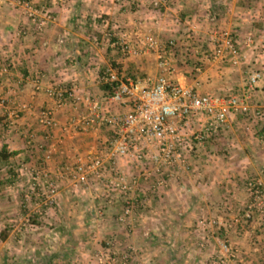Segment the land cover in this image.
Instances as JSON below:
<instances>
[{
    "label": "crops",
    "instance_id": "obj_1",
    "mask_svg": "<svg viewBox=\"0 0 264 264\" xmlns=\"http://www.w3.org/2000/svg\"><path fill=\"white\" fill-rule=\"evenodd\" d=\"M19 1L0 0V151L14 154L0 170V180L11 182L0 186V264H98L95 255L108 241L118 256L132 254L131 264H219L226 239L238 253L226 264H264V218L257 214L229 232L214 227L202 233L198 228L202 216L220 224L241 220L250 201L247 180L257 177L264 183V119L235 116L204 146L195 145L187 168L164 177V187L153 190L164 173L142 181L133 194L143 209L126 224L117 221L124 207L119 192L103 186L75 191L60 177L65 166L106 149L110 129L96 118L90 102L100 104L103 116L130 111L126 103L107 102L100 77L112 69L153 84L163 74L158 54L127 58L111 39L99 35L104 28L128 34L150 28L164 47L174 40L167 59L175 71L169 77L202 96L243 95L248 74L260 72L251 105L264 111V0H167L157 10L149 0H136V5L125 0H32L36 11L44 10L37 18H53L42 31ZM216 30L232 33L245 55L239 66L231 64L228 52L211 61ZM188 31L194 33L193 43ZM51 88L72 90L77 110L57 107L47 95ZM48 109L55 113L56 128L39 122ZM81 118L94 121L90 129L78 128ZM208 127L210 121L201 117L185 133ZM118 166L129 178L138 174L139 166L126 158ZM43 167L58 186L57 206L40 221L37 232L2 233V224L37 208L38 199L28 201L25 194L32 173ZM203 235L209 241L202 247Z\"/></svg>",
    "mask_w": 264,
    "mask_h": 264
},
{
    "label": "built area",
    "instance_id": "obj_2",
    "mask_svg": "<svg viewBox=\"0 0 264 264\" xmlns=\"http://www.w3.org/2000/svg\"><path fill=\"white\" fill-rule=\"evenodd\" d=\"M125 1L136 5V0ZM149 4L157 10L166 5L167 0H149ZM19 5L28 12L30 21L32 20L37 25L38 31H42L48 21L53 19L50 14H44L41 19L37 18L36 15L43 13L44 10H37V13L32 7V0H20ZM142 28L144 29L141 31ZM212 37L216 48L211 61L220 60L224 57V53L228 52L233 66H239L242 63L245 55L236 47L231 32L216 30ZM187 38L188 42L193 43L194 33L188 31ZM115 39L116 42L112 45L127 58L150 53L158 54V66L163 74L155 83L149 84L151 81L144 83L134 80L112 69L106 71L100 77V81L108 85L111 90L107 102L119 105L126 103L130 105V111L125 115L103 116L100 113V104L90 102L96 118L110 129L111 136L106 142V149L101 155L65 166L60 177L66 178L75 191L103 186L119 192L125 199L123 211L117 217V221L120 224H126L138 209V199L132 195L142 181L147 182L153 176L164 173L165 176L156 182L153 190L164 187L166 185L164 177H171L175 171L187 168L188 155L193 152L194 146H204L210 136L217 134L219 128L235 116L243 115L252 117L254 120L264 119V112L259 107L251 105L253 92L262 74L258 71L248 74L243 95L202 96L194 88L182 87L171 81L169 76L175 69L171 67L167 56L169 55L168 50L176 45L174 40H169L164 47L163 42L150 28L146 27H141L133 34L121 33ZM248 43L249 46L252 45L251 40ZM201 71L202 68L199 66L197 72ZM47 95L56 101L57 107L71 106L74 110L78 108V100L72 90L51 88L47 90ZM201 117H206L211 127L190 135L186 134L185 130L190 128L192 121L199 120ZM39 122L45 128L51 129L58 126L55 113L50 109L41 112ZM93 123L94 121L89 118H81L78 128L88 130ZM125 158L137 167L139 166L137 175L129 178L120 172L118 164ZM29 182L25 199L32 201V197H36L39 203L33 212L21 217L19 222L14 221L15 224H12L11 228L16 232L37 229L33 223L34 218L42 219L45 212L54 207L58 196V186L45 167L35 170ZM245 188L250 201L241 220L238 218L233 223L220 224L202 216L198 223L200 232H206L208 228L214 227L229 232L241 222L248 223L254 214L264 218L263 181L258 178L249 179ZM208 241L209 237L203 235L202 247ZM113 245L112 241H108L106 246L95 255L96 262L98 264H131L132 254L118 256L113 251ZM130 252H133V249ZM237 254L230 242L227 239L223 240L218 262L226 264L231 259H237ZM238 264H244V262L239 260Z\"/></svg>",
    "mask_w": 264,
    "mask_h": 264
},
{
    "label": "rangeland",
    "instance_id": "obj_3",
    "mask_svg": "<svg viewBox=\"0 0 264 264\" xmlns=\"http://www.w3.org/2000/svg\"><path fill=\"white\" fill-rule=\"evenodd\" d=\"M103 20H104V26L107 25L106 18L103 19ZM109 29H110L109 27H108V28H104V29H103V31H104L103 35H101V33H100V34L98 33V34H99L101 37L104 36V35H106L105 39L108 40V38H109V39H111V38H117V37H114V36H117V35H119V34H121V33H128V32L125 31V29H124L123 31H122V29H118V28H116L115 30H114V29H113V30H109ZM111 29H112V28H111ZM117 29H118V30H117ZM106 30H107V31H106ZM119 30H120L121 32H119ZM263 112H264V111H263ZM15 174H16V173H15ZM13 175H14V173H13ZM252 178H257V177H251V178H249V179H252ZM14 179H15V176H14ZM16 179H17V178H16ZM249 179H248V180H249ZM5 180H6V179H5ZM6 184H7V185H10L11 183H6ZM121 196H122V195H121ZM132 196H134V195H132ZM134 198H135V199H138L136 196H134ZM124 199H125L124 196H122V201H123V203H124ZM56 200H57V198H56ZM142 205H143V204H141L140 202H138V209H137V210H139V208H140V209H143ZM56 206H57V205H54V207H56ZM143 206H144V205H143ZM53 209H54V208H50L49 210H47L48 212H47V211L45 212V216H44L43 218L46 219V218L48 217V214H49L50 212H52ZM137 210H135L134 214L136 213ZM54 212H55V213H54L53 216H54V218H55V217L57 216V213H56L57 210H54ZM27 215H28V214H27ZM43 218H42V219H39V221H37L38 224H37V222H35V223L33 222V223L36 225V227H37V229H34V232H37V230L40 229V226H38V225L41 224L40 221L43 220ZM16 221L19 222V219H17ZM12 224H15V222H11L10 224H9V223H4V224H2L1 232H2V233L6 232L5 229H9V230L13 231L12 228H11V225H12ZM52 228H53V227H52ZM23 231H24V230H21L20 233L23 232Z\"/></svg>",
    "mask_w": 264,
    "mask_h": 264
},
{
    "label": "trees",
    "instance_id": "obj_4",
    "mask_svg": "<svg viewBox=\"0 0 264 264\" xmlns=\"http://www.w3.org/2000/svg\"><path fill=\"white\" fill-rule=\"evenodd\" d=\"M114 42H116V39L115 38H111V44L112 43H114ZM119 51V50H118ZM132 78V77H131ZM132 79H134V78H132ZM134 80H136V79H134ZM101 89H104L105 91H107V93H108V95H110V88H109V86L108 85H105V84H103V83H101ZM12 155H14V154H10V153H8L7 152V149H5V148H3L1 151H0V170H2L5 166H6V164H7V162H8V160H9V158L12 156ZM10 175H12V172L10 171V173H9ZM8 174V175H9ZM13 176H15V179H16V174L15 175H13ZM6 183H11L10 182V179H4V180H0V186H3V185H7ZM252 220V219H251ZM251 220H249L248 222H250ZM37 221H39V219L37 218V217H35L34 218V223L35 222H37Z\"/></svg>",
    "mask_w": 264,
    "mask_h": 264
}]
</instances>
